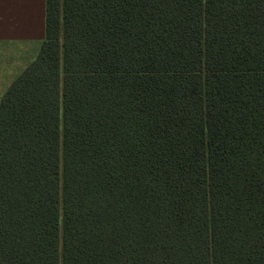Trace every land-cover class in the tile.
Returning <instances> with one entry per match:
<instances>
[{
  "label": "trees",
  "instance_id": "16d2710c",
  "mask_svg": "<svg viewBox=\"0 0 264 264\" xmlns=\"http://www.w3.org/2000/svg\"><path fill=\"white\" fill-rule=\"evenodd\" d=\"M0 264H264V0H46Z\"/></svg>",
  "mask_w": 264,
  "mask_h": 264
},
{
  "label": "crops",
  "instance_id": "0c3cea01",
  "mask_svg": "<svg viewBox=\"0 0 264 264\" xmlns=\"http://www.w3.org/2000/svg\"><path fill=\"white\" fill-rule=\"evenodd\" d=\"M45 1L0 0V46L16 49L38 44V50L45 38ZM34 58L22 64L20 69L13 64H0V97L13 78Z\"/></svg>",
  "mask_w": 264,
  "mask_h": 264
},
{
  "label": "rangeland",
  "instance_id": "374dc122",
  "mask_svg": "<svg viewBox=\"0 0 264 264\" xmlns=\"http://www.w3.org/2000/svg\"><path fill=\"white\" fill-rule=\"evenodd\" d=\"M38 44L32 47L20 46L16 49L10 47L0 46V64L2 65H15V67L21 68L22 64L31 60L32 57L36 56ZM17 58V59H16ZM17 60V61H16Z\"/></svg>",
  "mask_w": 264,
  "mask_h": 264
}]
</instances>
